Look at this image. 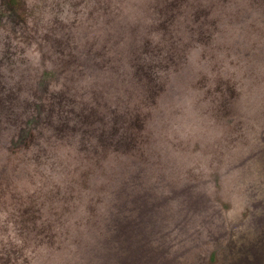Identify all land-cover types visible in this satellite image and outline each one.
Masks as SVG:
<instances>
[{"label":"rangeland","instance_id":"obj_1","mask_svg":"<svg viewBox=\"0 0 264 264\" xmlns=\"http://www.w3.org/2000/svg\"><path fill=\"white\" fill-rule=\"evenodd\" d=\"M0 134V264H264V0H0Z\"/></svg>","mask_w":264,"mask_h":264},{"label":"trees","instance_id":"obj_2","mask_svg":"<svg viewBox=\"0 0 264 264\" xmlns=\"http://www.w3.org/2000/svg\"><path fill=\"white\" fill-rule=\"evenodd\" d=\"M195 17V16H194ZM191 29H193V31H195L194 30V28H191ZM193 34H191L190 35V38H193V40H194V37L192 36ZM195 39H197V37L195 38ZM154 78H152V79H147V81H148V85L149 86H151V84L154 82V80H153ZM58 102V101H57ZM42 111V113H43V110H41ZM42 113L40 114V120H41V122H42V120H43V118H44V116H42ZM31 125H33V123L31 124ZM26 129V127H19V129L18 130H16L15 132H13L12 134H11V140H9L8 142H6L5 144H8V143H10L9 145H7V146H5L6 147V150H7V152H12V151H14V145L13 144H15L16 145V143H18V142H22L21 144H25L24 142H23V138H20V133L21 132H23L24 130ZM21 131V132H20ZM30 132H31V130H30ZM24 134V133H23ZM22 134V135H23ZM2 136H1V134H0V138H1ZM29 137H30V135H29ZM25 138V137H24ZM0 140H2V139H0ZM6 154H8V153H6Z\"/></svg>","mask_w":264,"mask_h":264}]
</instances>
